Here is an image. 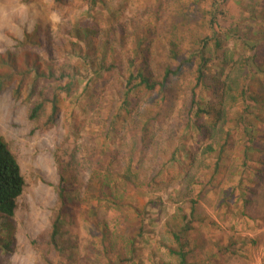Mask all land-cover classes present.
Segmentation results:
<instances>
[{
	"label": "rangeland",
	"instance_id": "374dc122",
	"mask_svg": "<svg viewBox=\"0 0 264 264\" xmlns=\"http://www.w3.org/2000/svg\"><path fill=\"white\" fill-rule=\"evenodd\" d=\"M101 1H93L90 15L89 0H0V74L10 80L0 91V132L25 182L14 215H0V264H179L173 234L185 220L193 226L181 233L191 264H263L264 122L256 124L261 132L251 161L242 164L233 140L221 160L209 155L208 167L191 181L184 153L205 143L191 128L181 139L191 110V67L151 92L133 89L127 109L121 105L138 38L135 62L151 63L159 82L163 65L176 62L169 42L191 56L211 34L209 10L219 4L222 23L236 25L237 33L223 41L225 58L210 53L217 75L229 55L247 56L240 39L258 30L254 16L264 17V0ZM87 28L108 40L105 54L98 36L89 48V56L105 62L102 71L82 64L72 44ZM29 34L41 46L29 43ZM7 55L14 62L4 61ZM72 73L83 77L70 90ZM53 90L58 110L50 122ZM43 98L44 112L31 119V104ZM254 112L264 116V108ZM61 177L67 204L53 243ZM212 251L218 253L208 257Z\"/></svg>",
	"mask_w": 264,
	"mask_h": 264
},
{
	"label": "trees",
	"instance_id": "16d2710c",
	"mask_svg": "<svg viewBox=\"0 0 264 264\" xmlns=\"http://www.w3.org/2000/svg\"><path fill=\"white\" fill-rule=\"evenodd\" d=\"M29 2L31 0H22ZM92 4L87 5V11L91 15L97 10V6L93 3L94 0H89ZM101 1V0H100ZM208 0H191V5H197L201 2H207ZM102 2V1H101ZM214 3V2H213ZM222 8L221 5H216L214 9L209 10V30L211 34H206L200 39V47L196 50L191 48V56L186 53L178 52L176 49V43L169 42V54L175 58L176 62L172 67L171 64H164L162 67V73L160 75V81L157 82L155 78V72L151 68V63L147 62H135V56L140 52L139 43L142 42V38L137 39V46L132 50V57L127 58V65L129 73L127 75V84L123 92V100L121 108L127 109L130 102V93L133 89H146L148 92L155 90L156 85L161 84L163 87L165 83L171 78V76H177L183 73L189 66L193 74V79L190 86V102L191 110L189 111L190 117L186 122V128L182 131L181 139L185 138V135L190 132L196 133L202 137L203 146L197 149L196 152L185 151V159L187 160V167L185 168L186 176H190V180L194 181L195 175L201 176V172L204 168L208 167L206 159L209 155L217 152V159L221 160L226 155V150L232 147L233 140H237L233 149H238L239 159L242 160V164L246 165L248 161L252 160V154L255 147L253 145L254 138L260 135L261 130L257 129V122H264V116L262 114H256L254 110H261L264 108V17L254 16L258 22V30L252 31L251 35L241 38V44L247 56L240 55V57L233 59L232 55H229L228 62H218L219 70L215 75L211 69L215 65V62H211L213 53L216 58L222 55L225 58V50L222 49L223 41H229L234 38V34L237 33L236 25L232 26L231 22L228 25H224L221 18ZM262 20V21H261ZM192 23V22H191ZM261 23V25H260ZM205 28V25H202ZM190 29V27H189ZM263 31V35L259 32ZM31 34V33H30ZM29 34V43H34L37 46H41L42 42L33 38ZM96 36L100 37L104 54L106 46H108V40H106L104 33L96 34L90 28L76 32L72 41L73 45H77L78 56L83 59L82 64L91 68L98 65L100 71L106 69L105 62L98 61L97 57L89 56V48L95 45ZM95 39V41H94ZM210 41L212 44H210ZM211 45V46H210ZM47 49V46L44 45ZM221 52V53H220ZM48 54V52H46ZM190 55V54H189ZM188 56V57H187ZM227 57V55H226ZM148 60H150L148 58ZM4 61L14 62L12 58L7 55ZM51 70L52 65L48 66ZM69 68L70 66L67 65ZM80 68H84L81 66ZM12 69L15 70L16 66L13 64ZM60 76L66 75V70L60 68ZM52 75V72L47 74ZM83 74L72 73L70 79L67 81V85L71 88L78 79H82ZM10 80L7 79V75L0 74V91L7 85ZM87 87V86H85ZM52 98H48L51 103L50 114L48 121L52 122L55 118L58 110L57 94L53 90L51 92ZM47 99L36 100L31 104L29 109V117L31 119H37L45 110V103ZM247 113V114H244ZM250 116H249V115ZM249 117H252L249 119ZM238 137H234L235 134ZM186 150V149H185ZM177 151H181L180 148L175 149L172 152L171 157H175ZM260 162L264 163V161ZM219 165L215 166L212 176L218 173ZM65 178L61 177L58 188V212H56L55 218L52 221L51 227V241L56 243V238L62 233L63 218L61 211L67 204L65 194ZM25 185L24 178L20 171L19 163L16 156L10 150L8 143L0 132V215L5 217H12L14 215L17 199L22 194L23 187ZM195 206L191 205V215H193ZM186 217V216H185ZM184 227L179 232H174V238L178 249L175 250L178 263H187L186 255L189 249H187V240L182 237V231H191L192 220L184 221ZM192 251V250H191ZM218 251L210 252V256L213 257ZM264 264V263H263Z\"/></svg>",
	"mask_w": 264,
	"mask_h": 264
},
{
	"label": "crops",
	"instance_id": "0c3cea01",
	"mask_svg": "<svg viewBox=\"0 0 264 264\" xmlns=\"http://www.w3.org/2000/svg\"><path fill=\"white\" fill-rule=\"evenodd\" d=\"M187 249H189V251L187 252V255H186V260H187V263L185 262L184 264H191V247L189 244H187Z\"/></svg>",
	"mask_w": 264,
	"mask_h": 264
}]
</instances>
